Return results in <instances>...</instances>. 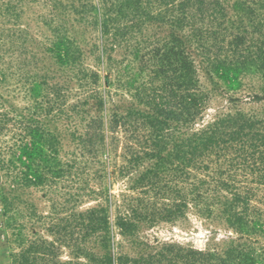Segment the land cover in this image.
<instances>
[{
  "label": "trees",
  "instance_id": "1",
  "mask_svg": "<svg viewBox=\"0 0 264 264\" xmlns=\"http://www.w3.org/2000/svg\"><path fill=\"white\" fill-rule=\"evenodd\" d=\"M28 12L39 42L20 25ZM200 71L215 90L254 77L264 94V0H0V201L11 264H264L254 237L264 236L262 212L250 204L251 183L264 185V116L228 111L194 128L209 94ZM112 84L129 100L108 108ZM20 90L25 106L13 101ZM118 124L136 140L122 173L146 197L128 196L114 216L111 196L78 210L90 179L111 174L89 169ZM189 200L235 232L220 251L115 250V229L135 247L143 221L178 217Z\"/></svg>",
  "mask_w": 264,
  "mask_h": 264
},
{
  "label": "rangeland",
  "instance_id": "2",
  "mask_svg": "<svg viewBox=\"0 0 264 264\" xmlns=\"http://www.w3.org/2000/svg\"><path fill=\"white\" fill-rule=\"evenodd\" d=\"M33 9L41 14H46L48 12V8L42 7V5ZM32 16L30 12L26 13L24 19L20 21V25L22 27L28 26L29 31L39 42L43 37L36 31L38 27H36L34 19L31 18ZM40 26L41 32L44 31L48 33L46 26L42 24H40ZM89 28L91 29L88 31L87 37L89 38V42H93L95 40L94 31L92 27ZM115 54H117V52H114V55ZM14 55L20 57V52L17 51ZM5 60L8 62L10 56L6 55ZM85 62L93 66V56L90 55ZM28 69V66L22 65L20 67V72L26 74ZM199 76L203 85L209 89V94L203 114L196 121L195 126H193L194 128H201L209 121L213 120L217 115L228 111L233 112L235 110H241L248 113L255 112L264 116V94L259 91L261 88L259 79L248 77L244 79L243 83L234 91L227 92L222 87H219L217 90L213 89L209 78L201 71L199 72ZM18 78H20V76H18ZM20 86H23L22 82ZM108 88L110 90L107 104L108 108H111L113 103L129 100V96L124 93L123 90L116 88L115 85L112 84ZM3 92L4 89L0 88V94ZM75 99V95H72L67 100L68 102H74ZM13 101L19 106H25L28 103L26 99L22 98L21 90L17 98ZM134 142H136V140L130 135V130L124 129L121 124H118L116 128L110 130L109 152L100 150L96 159L97 161L92 164L89 172L92 173L95 170L101 171L102 168L105 167L111 174L107 178L98 176L96 179H90L87 188L95 191L94 193H90L88 189L83 191L85 193H82L84 195L81 197V201L76 205L78 210H85L96 204H104L105 198L111 196L113 200L112 213L114 216L118 214V212H126L125 202L129 198L128 196L146 197L142 193H139V189L130 188L131 178L133 176L131 175L132 173H122V167L126 164L124 162V156L128 147L133 145ZM66 148L73 150V146L71 145H67ZM173 182H176V180ZM183 184L186 185L185 183ZM251 185L259 189L256 191L255 196L252 197L250 204L251 207H256L262 212L261 221L264 225V185L262 184L259 187L255 183H251ZM181 187H183V185H181ZM187 188V185L184 186L185 191L188 190ZM169 200L168 196H166V198H162L159 201L169 202ZM37 203L39 204L38 207L40 211L44 213L48 212V202L45 199L42 198L38 200ZM151 208L152 206L148 208L149 212ZM214 211L217 212L218 210L214 209ZM114 231L115 250L117 252L127 253L131 257L142 254L145 258L148 255L155 254L161 249H163V251L165 250L164 254L169 256L177 250L184 251L186 249L200 250L202 252H218L226 245L230 238L236 236L235 232L225 224L224 220L221 219L217 213L209 215L199 212L197 207H195L190 200L188 201V207L178 217L172 218L171 220L156 219L152 222L143 221L134 239L137 244L135 247L131 246L129 238L120 235L118 229ZM254 237L257 244H264V236L258 234ZM9 252L7 230L3 225L2 205L0 201V264H11ZM60 258L62 260L69 259L67 249H62ZM161 264H167V262L164 260Z\"/></svg>",
  "mask_w": 264,
  "mask_h": 264
}]
</instances>
